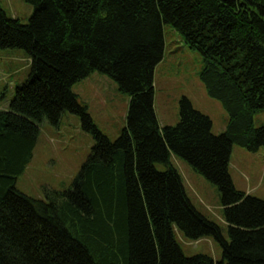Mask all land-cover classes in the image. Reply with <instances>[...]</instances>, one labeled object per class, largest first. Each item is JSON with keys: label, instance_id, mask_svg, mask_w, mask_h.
Wrapping results in <instances>:
<instances>
[{"label": "trees", "instance_id": "1", "mask_svg": "<svg viewBox=\"0 0 264 264\" xmlns=\"http://www.w3.org/2000/svg\"><path fill=\"white\" fill-rule=\"evenodd\" d=\"M25 1L34 6L26 24L0 4V48L31 60L0 110V264H264V200L237 189L230 174L234 145L264 147V126H254L264 111V0ZM167 24L202 56L200 78L228 114L219 135L187 97L177 124L159 123L154 84ZM93 73L130 99L115 141L73 91ZM66 113L93 136L92 151L69 189L29 197L17 182L40 126H58ZM173 156L218 187L226 232L193 205ZM176 230L190 241L212 238L222 260L187 257Z\"/></svg>", "mask_w": 264, "mask_h": 264}, {"label": "rangeland", "instance_id": "2", "mask_svg": "<svg viewBox=\"0 0 264 264\" xmlns=\"http://www.w3.org/2000/svg\"><path fill=\"white\" fill-rule=\"evenodd\" d=\"M9 17L29 22L34 6L25 0H0ZM165 56L155 72L154 107L160 125H175L179 119V101L191 100L194 107L213 121V133L221 134L228 123V114L221 102L209 96L200 78L204 62L199 52L190 49L172 25L164 26ZM31 60L24 50L0 48V110H8L18 86L26 82ZM73 91L87 105L98 129L115 141L126 126L129 97L120 93L109 77L93 73L77 83ZM256 128L264 126V111L254 116ZM40 137L34 156L26 171L19 177L17 188L35 199H44L47 190H67L87 161L95 140L82 129L78 116L66 113L58 126L49 121L41 124ZM180 172L186 193L203 215L227 231L223 219L221 196L216 185L194 171L187 161L172 157ZM160 170L163 166L158 165ZM230 174L237 189L264 200V147L250 152L233 146ZM176 238L184 254H198L222 260V249L212 238L190 241L176 230Z\"/></svg>", "mask_w": 264, "mask_h": 264}, {"label": "crops", "instance_id": "3", "mask_svg": "<svg viewBox=\"0 0 264 264\" xmlns=\"http://www.w3.org/2000/svg\"><path fill=\"white\" fill-rule=\"evenodd\" d=\"M178 121H179V119H178ZM177 123H178V122H177ZM177 123H176V124H177Z\"/></svg>", "mask_w": 264, "mask_h": 264}]
</instances>
